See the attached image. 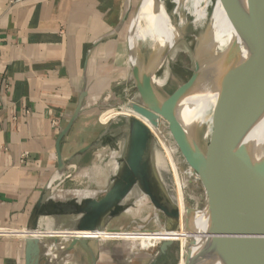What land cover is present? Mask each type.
Instances as JSON below:
<instances>
[{"label": "crops", "instance_id": "1", "mask_svg": "<svg viewBox=\"0 0 264 264\" xmlns=\"http://www.w3.org/2000/svg\"><path fill=\"white\" fill-rule=\"evenodd\" d=\"M138 1L0 0V230L11 232L0 234V264H25L24 236L36 217L76 216L48 188L71 177L94 146H108L112 124L97 117L129 83L126 38ZM72 119L56 178V145ZM59 258L53 264H173L174 256L167 246L150 253L96 239Z\"/></svg>", "mask_w": 264, "mask_h": 264}, {"label": "water", "instance_id": "2", "mask_svg": "<svg viewBox=\"0 0 264 264\" xmlns=\"http://www.w3.org/2000/svg\"><path fill=\"white\" fill-rule=\"evenodd\" d=\"M139 3L140 0L137 5ZM233 7L235 35L225 55L212 70L203 75L199 72V63L196 60L194 62V71L190 78L171 94L167 95L166 98H162L155 90L152 84V73L143 71L138 59L135 63L130 64L128 62L130 66L129 80L133 83L139 97L138 103L129 104L128 109L148 120L153 126L158 127L159 119H162L167 124V129L175 140L185 163L199 181L206 201L203 211H198L203 213L207 219L205 230L202 231L205 232V235L219 237L210 238L202 242L203 253L219 257L223 249L231 247L239 253L241 264H264V152L259 157H255L251 146L246 150V179L255 213V221L251 223L233 201L234 192L229 184V172L226 178L218 169L219 153L211 157L203 151L189 130L186 131L184 129L179 116L175 112L176 104L183 97L202 83H210L223 77L232 66L234 60L240 57L242 67L253 88V97L248 96L246 99H242L250 104L251 115L247 124L236 135L230 136L226 142L231 143L233 146V142L240 139L238 135L241 132H247L246 128L249 123L251 130H253L264 118V0H233ZM127 40L128 34L126 44ZM242 100L239 101V104ZM239 104L237 108L232 106L233 109H238ZM78 112L79 107L73 119ZM73 119L61 131L58 138L56 149L59 170L56 178L60 177L65 168L60 159L59 142L70 128ZM132 125L133 129L131 136H129L132 139L130 154L124 158L125 166L123 165L121 174L118 177L119 180L106 191L105 196L100 200L94 198L68 200L67 208H73L77 212L75 215L78 218L74 222V226L71 227L72 229L75 228L78 232H91L97 229L103 231L106 222L100 228L98 226L102 217L104 215L108 218L117 216L122 211L119 203L129 194L130 186L134 183L133 180L142 177L140 174L138 176L135 170V162L142 155L146 128L139 120L132 122ZM120 162L122 163L123 161ZM131 167H133L132 170H130ZM130 178L133 180L130 181ZM148 180L149 185L143 188L154 207L166 217L177 218L176 209L171 207L168 210L155 197V194L152 193L151 178L149 177ZM144 184L147 183L144 181ZM50 187L51 185L48 190H50ZM53 192L54 190L51 191V193ZM67 211H60L59 214L55 215H71V212ZM192 215L194 216V210L187 207L183 217L186 230L192 229L188 223ZM37 224L38 217H36L33 226L28 231H35ZM90 240L93 239L74 238L66 250L62 252L65 253L72 250L79 242L83 243ZM24 241L25 264H38L43 254L44 243L38 238L30 236V234L25 236ZM196 242V239L189 238L183 245L186 264H191V252L197 251V249L191 247ZM170 244L171 241H164L160 244V248H166ZM52 245L54 247V244Z\"/></svg>", "mask_w": 264, "mask_h": 264}, {"label": "rangeland", "instance_id": "3", "mask_svg": "<svg viewBox=\"0 0 264 264\" xmlns=\"http://www.w3.org/2000/svg\"><path fill=\"white\" fill-rule=\"evenodd\" d=\"M213 4L214 0H210V12L212 11ZM172 10L173 8L169 7L170 14ZM190 20V17H188V22H190ZM211 27L212 21L208 20L202 28L196 31H193L189 26L182 28L181 32L183 34V39L177 41L171 49L168 50L167 46L156 49L154 52H151L153 54L149 58H147V54L144 52L141 51L139 53L138 63L143 71H150L156 78L163 77L165 73L168 74L167 84L163 89L157 91L162 98H166L167 95L171 94L176 88L190 78L194 71V62L197 60L194 55V40L202 33H208ZM210 47H213L212 43ZM155 55H157L158 58L163 56V63L159 66H155L156 64L153 63L159 60L157 56L155 58ZM125 61H127V54ZM128 68L130 69L129 64ZM243 72L246 75L244 69ZM122 88L123 91L118 104L104 108L99 112L97 117L100 124H112V129L114 131H112L105 140L108 146H102L101 144L94 146V148L90 150V153L83 159L82 165L77 169H73L74 176L71 175V177L64 180L63 184L60 186H57L56 183L51 185L50 190H48V192L50 191L49 194H52V190H54V193L57 190L66 191L64 192L65 194H60L59 192L53 193L56 199L81 200L84 198H94L100 200L105 196L106 191L119 180L118 177L124 165V158L130 154L129 151L132 139L129 136H131V131L133 129L132 122L138 120L135 116L125 115L122 110L127 109L129 104L138 103L139 100L137 91L130 80L129 83L125 84ZM227 106V110L224 113L218 112V117H213V120H215L213 121L214 124L211 121L209 122V114L196 116L195 131L192 133L195 141L208 155L213 157L214 154L219 153L218 169L226 178L232 166L234 149L231 143L225 141L230 136L236 135V133L247 124L251 115L250 104L247 101L242 100L239 104V109L233 110L232 106ZM105 114H107L106 116L109 117V119L104 122L102 120ZM144 126L146 128L144 134V147L141 157L139 156L138 160L135 162V170L138 176L140 174L142 177L135 178L134 180L130 178V181L133 180L134 183L130 186L131 190L129 194L119 203L122 211H120L117 216L108 218L104 225L103 233L101 236H98V239L123 241L129 245L131 250L151 253L155 251L163 241L170 240L164 239L158 243L157 234L166 230L174 231L175 233H177V231L180 232L181 221L183 220V215L179 212V206L176 203L179 189L176 188L177 182L174 180L176 177H174V170L173 167L171 168L170 158L167 154H169V152L171 153L174 159L173 161L176 165L178 164L176 167L180 173H186L189 168L175 140L170 135L167 124L162 119L158 120L159 130L156 129L157 132H154L148 125L144 124ZM231 128L233 129L231 130ZM245 135L246 132H241L238 137H244ZM155 160H158V163H156ZM120 161L123 162L120 163ZM151 161L155 163L156 168H153L157 173L159 182H162L161 188L163 193L169 200L171 199L172 208L176 209L178 214L177 221L171 224L172 226H169L166 216L154 207L150 198L144 192L143 187L149 185L148 178L150 177L151 181L153 180L151 177L153 175L151 171L152 166H150ZM132 169L133 167L130 168V170ZM144 181L147 184H144ZM182 194L186 208L203 211L206 201L202 187L196 178H188L185 181ZM192 216H190V218ZM77 220V216H74L58 221L52 218H43L38 222L37 229L32 235L39 240L42 239L44 242L45 247L43 246V254L41 256L42 263L53 264L55 261L57 262L63 250L58 251V249L54 248V250L50 251V253L54 254L52 257L48 254L49 251L46 247L52 244L55 245L57 242V244L60 243V245H62L59 238L62 235L68 234L69 227H73L74 222ZM189 238L199 240V238L195 237L171 239V244L167 246V250L174 256L173 264H181L180 252L184 243ZM65 250L66 248L64 251Z\"/></svg>", "mask_w": 264, "mask_h": 264}, {"label": "bare ground", "instance_id": "4", "mask_svg": "<svg viewBox=\"0 0 264 264\" xmlns=\"http://www.w3.org/2000/svg\"><path fill=\"white\" fill-rule=\"evenodd\" d=\"M209 2L210 0H140L139 5L135 7L136 10L128 28V62L130 64L135 63L141 51L147 54V58H149L153 54L151 52H154L156 49H160L164 46H167L168 50L171 49L177 41L183 39V34L181 32L182 28L189 26L193 31H196L197 29L202 28L206 21L210 20L212 21L211 30H209L208 33L205 32V34L202 33L199 37H196L194 40L195 45L193 47L194 55L199 63L200 74L203 75L208 73L225 55L228 48L232 44L235 35L233 0H214L211 12L209 11ZM169 7L173 8L171 14L169 12ZM188 17L191 19L190 22H188ZM211 43L213 44V47H210ZM157 55H155V58ZM162 57L158 58L157 56L159 60L158 62H153L156 64L155 66H159L163 63ZM167 82V73H165V75L161 78H156L152 75V84L156 91L163 89ZM248 96L253 97V88L249 79L243 72L242 65L238 57L234 60L232 66L223 77L210 83H202L199 87L183 97L176 104L175 112L179 116L184 129L186 131L189 130L192 134L195 131L196 116L209 114V122H213L215 121L213 120V117H216L218 112L224 113L227 110V105L237 108L239 101L246 99ZM122 112L127 116H135L143 124L148 125V127L150 126L154 132H157V126L151 125L148 120L136 114L131 109L127 108L122 110ZM232 129L233 128H231V130ZM246 129V135L244 137H240L238 141L233 142L234 158L232 166L229 170V184L234 192V203L240 208L245 218L249 222L254 223L255 213L246 179V150L249 146H251L255 157H259L264 152V118L255 129L251 130L250 123ZM168 155L170 158L171 168L173 167L174 170V177H176L174 180H176L178 187L176 184L175 185L176 188L179 189L177 200H175L179 206V212L182 213L184 217L186 212L182 194L184 183L188 178L196 177L190 169H188L186 173H180L176 167L178 164L176 165L173 161L174 159L171 156V153L169 152L167 156ZM157 161L158 160H155L156 163H158ZM150 166H152L151 171L153 174L151 176L153 178V182L151 181L153 188L152 193L155 194V197L160 200V202L165 205L168 210H170L171 207H173L171 205V199L169 200L163 193L161 188L162 182H159L157 173L153 168L155 167V163L151 161ZM107 218L108 217L105 215L102 217L98 225L99 228L104 225ZM166 219L169 226L177 221V218H171L169 216H167ZM183 220L181 221L180 226L182 232L177 231V233H175L170 230L163 231L162 233L160 232V234H157L158 243L164 239H170L165 241H171V239L174 238H199V240L191 246L192 248L197 249V251L191 252L192 264H241L239 260V253L231 247L223 249L219 257H213L203 253V247L201 246L202 242L210 238H219L214 235H205V232L202 231L205 230V224L207 223L206 216L203 213L194 210V216L188 220L189 227L191 226L192 229L189 228L186 230V228H184ZM7 232L9 231L0 230V234L11 233ZM33 233L34 231H26L25 236H27V234L33 236ZM102 233L103 231L99 229L91 232H78L75 228H70L68 234L62 235L59 238L62 245L59 243L54 245V247L58 249V251L64 250L74 238L96 240ZM54 247L53 245H49V247L47 246L49 251L48 254L52 257L54 254L50 253V251L53 250ZM180 262L181 264H186L184 248H182L180 252Z\"/></svg>", "mask_w": 264, "mask_h": 264}]
</instances>
